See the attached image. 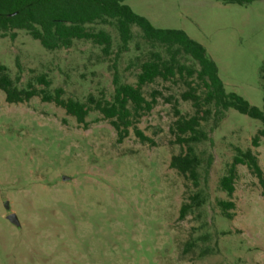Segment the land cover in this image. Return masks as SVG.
Returning a JSON list of instances; mask_svg holds the SVG:
<instances>
[{"label": "rangeland", "instance_id": "rangeland-1", "mask_svg": "<svg viewBox=\"0 0 264 264\" xmlns=\"http://www.w3.org/2000/svg\"><path fill=\"white\" fill-rule=\"evenodd\" d=\"M125 5L159 29L183 31L215 63L224 91L251 106L264 105V0L246 5L216 0H127ZM112 39L102 47L76 40L46 51L23 30L0 34V66L17 88L46 94L63 90L80 103L111 101L114 76L136 85L141 65L159 52L133 27L120 51L114 25H95ZM198 69L189 57L180 58ZM45 79L49 86L39 82ZM184 79L154 80L142 88L150 112L117 141L109 120L91 111L84 125L54 104L34 97L8 104L0 91V264H264V184L237 167L234 194L219 185L237 150L251 151L264 179V140L253 139L259 121L233 109L202 123L207 139L194 145L198 188L171 169L181 152L172 132L194 109L182 100ZM192 197H196L192 200ZM235 205L222 215L221 202ZM192 208L183 219L180 209ZM15 214L19 224L6 217Z\"/></svg>", "mask_w": 264, "mask_h": 264}, {"label": "trees", "instance_id": "trees-1", "mask_svg": "<svg viewBox=\"0 0 264 264\" xmlns=\"http://www.w3.org/2000/svg\"><path fill=\"white\" fill-rule=\"evenodd\" d=\"M125 1L127 0H0V34L5 36L16 30L26 31L43 49L50 52L69 49L76 40L89 41L101 46L103 53L108 55L112 47L110 35L104 31L95 32L93 26L114 25L119 33L120 51L127 50L133 37L132 28L135 27L146 42L152 47H163L169 56L164 59L159 52L152 53V59L141 65L136 85L120 84L115 75L111 101L90 100L80 103L64 99L62 89L55 90L52 95L37 91L33 87L27 90L19 89L7 74L6 68L0 66V91L4 93L8 104H23L34 97H40L43 103L54 104L64 110L66 115L73 117L79 125L85 126L91 111L99 112L105 120L110 121L119 143L128 136L130 128H134L135 136L142 143H146L149 139L135 124L142 114L152 110L155 100L147 101L143 97L142 88L156 79H184L186 73L187 91L182 94V100L191 103L194 114L188 118L180 116L173 124L172 132L181 152L171 157L169 166L194 188H198L200 160L194 145L207 139L206 133L201 129L202 123L207 122L211 116L215 121H220L226 111L233 109L260 122L261 128L253 139V145L257 146L260 140H264V105L259 109L236 94H227L218 77L215 63L200 44L181 30L155 28L146 18L135 14L124 4ZM216 1L246 5L260 0ZM11 37L14 38L15 33H12ZM182 57L192 59L198 69L182 64ZM261 80L264 83V68L261 70ZM39 82L49 86V82L43 78L39 79ZM240 165L246 166L250 173L264 184L256 157L251 151L237 150L226 175L219 182L220 188L226 192L228 198L233 197L237 167ZM195 198L192 197V200ZM220 207L222 215L232 219L233 215L229 210L234 209L235 205L227 201L221 202ZM191 208V204L183 205L179 218L183 219Z\"/></svg>", "mask_w": 264, "mask_h": 264}, {"label": "water", "instance_id": "water-1", "mask_svg": "<svg viewBox=\"0 0 264 264\" xmlns=\"http://www.w3.org/2000/svg\"><path fill=\"white\" fill-rule=\"evenodd\" d=\"M6 219H7L9 222H11V223H13V224H15V225H18V224H19V221H18L16 215L13 214V213L7 215Z\"/></svg>", "mask_w": 264, "mask_h": 264}, {"label": "crops", "instance_id": "crops-1", "mask_svg": "<svg viewBox=\"0 0 264 264\" xmlns=\"http://www.w3.org/2000/svg\"><path fill=\"white\" fill-rule=\"evenodd\" d=\"M150 22V21H149Z\"/></svg>", "mask_w": 264, "mask_h": 264}]
</instances>
